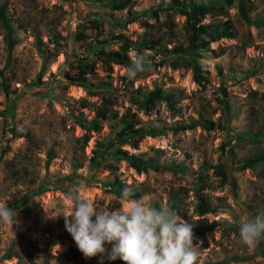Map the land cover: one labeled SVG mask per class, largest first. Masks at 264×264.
<instances>
[{
  "label": "rangeland",
  "instance_id": "rangeland-1",
  "mask_svg": "<svg viewBox=\"0 0 264 264\" xmlns=\"http://www.w3.org/2000/svg\"><path fill=\"white\" fill-rule=\"evenodd\" d=\"M125 1L140 12L170 0ZM198 1L212 6L205 23L229 21L235 34L199 51L202 83L189 61L171 57L159 66L163 58L151 51L140 54L147 65L139 78L107 62L102 52L119 44L99 47V41L114 34L138 40L145 32L141 22L120 23L127 9L114 11L97 0H0V204L15 209L18 221L0 223V264H101L100 257H83L61 214L70 211L66 193L77 188L99 211L124 208L130 201L113 192L109 184L115 180L143 188L145 202L174 209L194 225L195 264H264V236L246 245L238 232L239 221L264 214V165L241 171L238 163L264 152V0H246L252 24L240 16V0ZM173 18L176 37L166 40L184 43L185 18ZM130 55L135 59L138 53ZM139 87L173 91L176 110L162 102L146 115L131 94ZM222 87L228 119L218 101ZM100 109L136 114V127L162 130L146 136L138 149H124L172 169L139 173L115 158L93 169L97 143L114 140L126 128L116 121H102L99 131L83 127ZM200 117L226 129L172 130ZM220 163L229 176L224 186L215 174ZM199 195L214 211H197ZM103 264L112 263L105 256Z\"/></svg>",
  "mask_w": 264,
  "mask_h": 264
},
{
  "label": "trees",
  "instance_id": "trees-1",
  "mask_svg": "<svg viewBox=\"0 0 264 264\" xmlns=\"http://www.w3.org/2000/svg\"><path fill=\"white\" fill-rule=\"evenodd\" d=\"M97 1L103 3L114 11L121 12L127 9V13L125 17L120 20V23L127 26L136 22H141L145 29L143 36L138 40H132L124 34H114L109 40L99 41L97 44L99 47L108 45L110 42L119 44L118 50L102 52V55L107 62L121 65L127 69L135 60L130 55V52L134 51L138 53L137 56H140V54L144 51H151L163 58V60L158 64L159 66L165 65L171 57L189 61V64L193 67L196 80L202 83L205 81V77L203 76L198 63V58L200 57L199 51L208 50L211 44L216 41L235 37L233 25L229 21L205 23L206 17L213 12L212 6L198 0H170L168 3H164L163 6L150 7L140 12L135 11L133 8H128L130 1ZM215 3V5H220L222 2L216 1ZM238 8L240 16L248 24H252L248 14L246 0H240ZM161 13L166 15V19L164 21H161ZM178 14L185 18V24L183 26L185 41L184 43L172 44V41L166 40V38L172 39L176 37L177 25L173 17ZM151 18L156 21L155 24H151L148 21ZM170 44L173 45L171 48L168 46ZM144 65H147L145 61ZM139 77V73H137L135 78ZM131 94L134 96L133 99L135 104L146 115H151L156 110L157 106L162 102H164L172 111H175L178 105L174 92L164 90L160 87H156L152 90H144L142 87H139L133 90ZM227 97V89L222 87L218 101L225 119H228L230 111V104ZM102 121H116L118 125L122 124L126 128L121 131L114 140H104L97 143L90 160V165L93 169H97L109 158L126 161L139 173L147 172L150 168L159 169L163 167L168 170L172 169L169 166H159L157 163L149 162L145 160L143 156L136 155L135 153L124 149V146H129L131 149L136 150L138 149L140 142L146 136L157 137L163 132L162 130L142 126L136 127L139 123L137 122L136 114H131L129 112L120 114L118 112H112L108 109L98 110L95 118L89 122H82V126L88 130L99 131L101 129ZM197 127H201L207 131L226 129L225 124L221 122L217 123L213 120L200 117L199 120L195 122L176 124L172 127V130L177 133L194 130ZM229 154L233 159L236 157L233 149L229 151ZM50 156L52 157L53 154L50 153ZM238 163L239 170L241 171L255 169L257 166L264 165V152L251 155ZM215 174L220 178L223 186L228 183L229 176L222 163L215 167ZM109 186L119 198H122V190L125 187H128L118 180L113 181L109 184ZM130 189L132 190L133 199H140L145 192L143 188L132 187ZM199 196L197 211L201 215L214 211L207 199L203 195ZM156 207L159 208L158 206ZM214 227L215 226L211 225L208 229L213 230ZM201 233L204 235V232ZM68 237L73 241L70 234H68ZM260 247L262 249V243L260 244ZM11 256V253L7 254V258ZM111 263L124 264V262L120 259L111 261Z\"/></svg>",
  "mask_w": 264,
  "mask_h": 264
},
{
  "label": "clouds",
  "instance_id": "clouds-1",
  "mask_svg": "<svg viewBox=\"0 0 264 264\" xmlns=\"http://www.w3.org/2000/svg\"><path fill=\"white\" fill-rule=\"evenodd\" d=\"M143 66L144 58L137 56L128 77L134 78ZM122 198L130 201L124 208L99 211L78 188L66 193L70 211L61 214L64 226L85 259L100 257L101 264L105 256L124 264H195L198 246L193 244V224L174 209L133 199L128 187L122 190ZM0 223H18L17 211L0 204ZM238 232L243 244L255 243L264 236V214L239 221Z\"/></svg>",
  "mask_w": 264,
  "mask_h": 264
}]
</instances>
